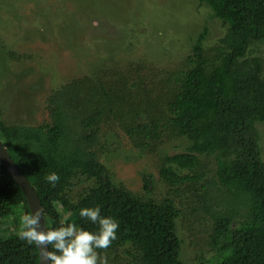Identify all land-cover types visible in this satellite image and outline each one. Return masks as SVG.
I'll use <instances>...</instances> for the list:
<instances>
[{
	"label": "trees",
	"instance_id": "1",
	"mask_svg": "<svg viewBox=\"0 0 264 264\" xmlns=\"http://www.w3.org/2000/svg\"><path fill=\"white\" fill-rule=\"evenodd\" d=\"M196 1L211 9L226 34L207 58L203 30L186 68L165 74L166 94L161 91L151 105L134 106L136 100L125 99L126 90L134 98L146 91L142 81L129 87L117 69H98L49 95V123L7 125L0 114V142L38 194L46 230L72 222L94 231L78 213L100 206L101 215L119 223L117 238L102 254L121 251L127 264H182L176 203L170 198L155 202L115 184L98 158L103 128H115L142 151L172 140L189 144L184 152L165 155L160 179L176 192L184 187L191 200L195 194L202 202L193 211L212 221L209 246L217 264H264V162L255 127L264 123V74L259 59L246 57L252 43L264 44V0ZM161 97L164 105H159ZM142 115L149 119L139 123ZM210 155L216 161L209 171L212 180L200 173L198 158ZM50 172L60 177L55 187L46 180ZM144 178L145 191L152 190L150 176ZM75 180L91 182L76 197L71 191ZM199 182L206 187L202 194L188 187ZM13 190L22 197L0 164V264H37V247L25 246L8 226L14 214L27 211L23 197L9 204ZM7 207L10 213L1 214Z\"/></svg>",
	"mask_w": 264,
	"mask_h": 264
},
{
	"label": "rangeland",
	"instance_id": "2",
	"mask_svg": "<svg viewBox=\"0 0 264 264\" xmlns=\"http://www.w3.org/2000/svg\"><path fill=\"white\" fill-rule=\"evenodd\" d=\"M203 30L204 56L212 58L226 26L213 17L208 6L196 0H0L2 120L7 125L49 123V95L98 69H117L125 75L129 87H137L142 81L146 91L134 98L126 90L125 99L129 103L136 100L137 104L131 103L134 106L151 105L161 91L166 94L165 74L186 68L192 45ZM246 57L259 59L264 74V44L252 43ZM115 96L117 93H113ZM160 101L159 105L165 104L162 97ZM148 119L142 115L138 122ZM255 127L264 162V123ZM188 146L183 140H172L142 151L132 146L122 130L103 128L98 158L113 174L115 184L155 202L170 198L176 203L182 264H217L216 252L209 246L212 221L202 212L193 211L202 202L195 194L191 200V193L184 187L176 192L158 173L165 155L184 152ZM198 158L202 162L200 173L212 180L214 175L209 171L215 168V159L212 155ZM145 176H150V191L143 187ZM83 181L75 180L71 189L75 197L91 185ZM202 184L188 187L202 194L206 188ZM207 190L215 193L211 187ZM21 199L14 190L7 195L10 205ZM10 211L7 207L1 214ZM26 213L14 214L8 226L18 232L20 218ZM17 217L18 222L14 220ZM104 255L109 264H127L121 251Z\"/></svg>",
	"mask_w": 264,
	"mask_h": 264
},
{
	"label": "clouds",
	"instance_id": "3",
	"mask_svg": "<svg viewBox=\"0 0 264 264\" xmlns=\"http://www.w3.org/2000/svg\"><path fill=\"white\" fill-rule=\"evenodd\" d=\"M46 180L55 187L60 177L50 172ZM78 214L94 225L95 230H86L72 222L43 230L44 211L40 208L21 216L19 239L40 249L42 264H109L108 256L100 250L108 249L117 238L118 221L112 216L101 215L100 206L81 208ZM49 246L52 251L48 250Z\"/></svg>",
	"mask_w": 264,
	"mask_h": 264
},
{
	"label": "water",
	"instance_id": "4",
	"mask_svg": "<svg viewBox=\"0 0 264 264\" xmlns=\"http://www.w3.org/2000/svg\"><path fill=\"white\" fill-rule=\"evenodd\" d=\"M0 164L9 173V175L15 182L16 187L22 194V197L25 200V203L27 206L28 214H31V212L35 209L42 208L38 194L33 189V187L30 185L26 177L21 174L19 168L16 166V164L14 163L11 156L9 155L6 148L2 145L1 142H0ZM42 226H43V230H46L44 215L42 218ZM37 251H38V263L37 264H42L41 251L39 248H37Z\"/></svg>",
	"mask_w": 264,
	"mask_h": 264
}]
</instances>
